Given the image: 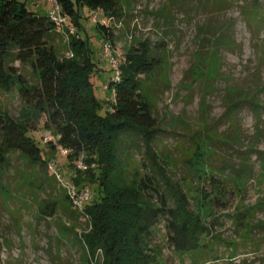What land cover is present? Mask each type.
I'll list each match as a JSON object with an SVG mask.
<instances>
[{
  "label": "trees",
  "instance_id": "trees-1",
  "mask_svg": "<svg viewBox=\"0 0 264 264\" xmlns=\"http://www.w3.org/2000/svg\"><path fill=\"white\" fill-rule=\"evenodd\" d=\"M258 2L256 10L262 6ZM58 3L78 27L71 36L70 58L60 57L54 48L56 36L63 34L48 13L37 14L20 0H0V91L17 89L28 106L21 118L0 107V166L7 164L10 153L41 169L52 162L55 165L32 135L41 126L53 134L51 148L67 151L65 156L73 170L69 182L79 188L92 185L97 191L82 208L67 196L70 212L88 225L76 233L87 264H151L154 256L150 245L161 220L174 250L203 247L220 212L242 198L252 182L249 159L254 146L242 151L239 163L229 162L226 156L222 157L223 164L215 163L217 149L209 134L211 126L204 123V129L191 137L190 154L181 160L180 175L176 163L156 149L162 129L144 91V80L163 65L165 50L159 46L165 41L153 46L145 40L130 46L119 63V78L114 75L108 84L114 100L102 113L92 80L100 67L87 39L80 36V29L84 31L80 10L86 6L115 17L121 10L120 0ZM96 27L104 41L113 46V29L101 22ZM16 61L29 64L38 82L23 76L14 65ZM258 88L264 92V85ZM227 95L225 115L233 126L236 128L238 122L237 112L248 102L253 105L259 130L263 107L255 94L240 89ZM226 139V144L234 140ZM139 145L144 146L145 157L134 163L130 152ZM58 173L62 175L60 170ZM45 207L50 211L41 208L42 214L55 215V204L47 202Z\"/></svg>",
  "mask_w": 264,
  "mask_h": 264
},
{
  "label": "rangeland",
  "instance_id": "rangeland-1",
  "mask_svg": "<svg viewBox=\"0 0 264 264\" xmlns=\"http://www.w3.org/2000/svg\"><path fill=\"white\" fill-rule=\"evenodd\" d=\"M20 1L41 15L51 8L45 0ZM258 1L262 6L256 10ZM258 1L120 0L118 16L108 17L98 10L114 31L111 50L119 63L135 43L148 40L156 46V42L165 41L159 46L165 50L163 65L144 80V91L162 129L156 149L176 163L180 175L181 160L190 154L191 137L204 129V123L211 126L209 134L217 149L215 163H220L223 156L239 163L242 151L254 146L249 159L252 182L242 198L220 212L206 245L195 251L174 250L161 220L150 245L154 256L151 264H264V92L258 90L264 85V0ZM91 11L86 6L81 8L84 31L79 29L100 67L92 80L105 113L114 100L108 84L115 70ZM77 28L68 18L63 35L56 36L53 44L60 57L73 56L71 32ZM14 65L31 82H38L29 64L16 61ZM240 89L255 94L263 107L259 130L251 103L246 102L237 112L236 128L225 115L227 92ZM0 107L15 118L28 111L17 89L0 91ZM32 135L55 165L41 169L10 153L7 164L0 166V264H87L77 234L88 225L70 212L67 196L73 190H88L92 201L96 188H79L69 182L73 170L66 153L51 148L49 142L55 138L50 131L41 126ZM227 137L234 140L226 144ZM136 147L130 152L134 163L145 157L144 146ZM57 170L64 175H60L62 182L54 173ZM47 202L56 205L55 215L41 213Z\"/></svg>",
  "mask_w": 264,
  "mask_h": 264
},
{
  "label": "built area",
  "instance_id": "built-area-1",
  "mask_svg": "<svg viewBox=\"0 0 264 264\" xmlns=\"http://www.w3.org/2000/svg\"><path fill=\"white\" fill-rule=\"evenodd\" d=\"M45 1L51 3V8L48 11V14L50 18L55 22L57 31L62 34L63 27L67 25V20L69 17L67 16V14L62 13L58 0H45ZM91 19L93 23L101 22L103 24L108 25L107 17H101V13H99L98 10L91 11ZM74 32L75 30H72L71 33L73 34ZM111 48H112L111 44L109 42H105L104 51L110 54L109 58H110L112 68L115 70V78L118 79L120 75L119 61L116 57V54L113 53ZM63 152L67 153L66 150H63ZM53 166H54V163L52 162L50 164V167H53ZM79 166L82 167V164H80ZM55 173H57L58 177L60 178V174L58 172H55ZM69 195L73 199V202L75 203V205L78 206L79 208H82L84 204L90 200V194L88 190L87 191L85 190L83 192H77V190H73V192L70 193Z\"/></svg>",
  "mask_w": 264,
  "mask_h": 264
}]
</instances>
